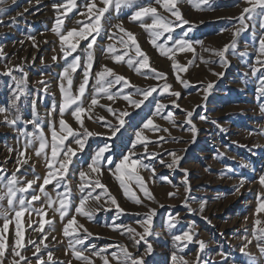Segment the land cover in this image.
I'll use <instances>...</instances> for the list:
<instances>
[{"label": "rangeland", "instance_id": "rangeland-1", "mask_svg": "<svg viewBox=\"0 0 264 264\" xmlns=\"http://www.w3.org/2000/svg\"><path fill=\"white\" fill-rule=\"evenodd\" d=\"M87 2L89 0H77V8L66 15L56 7L62 0H5L0 5V107L8 110L0 114V176L3 177L0 194L6 192L4 184L14 174L17 187H25L27 181H36L28 192L17 193V199L24 196L27 203L32 194L40 197L31 201L37 212L26 210L20 217L23 236L21 246L16 250L27 258L28 264H39L36 255L42 256L46 264H88L76 258L74 250L89 257L91 264H104V256L109 264H118L111 253L118 252L119 246H124L133 256L142 257L144 264H174V255L187 264H264V253L260 251L264 242L254 236L264 227V212L257 213L261 199H264V184L260 183V177L264 176V65L257 63L259 39L264 36V17L252 14L248 19L249 14L243 13L244 8L250 7L246 0H207L199 8L195 6L198 0H176L183 19L189 23L176 27L171 35L173 40H189L195 52L176 51L174 59L162 55L151 43L150 31L141 27L140 21L131 19L139 7L152 6L160 15L175 21V17L155 0H134L131 5H122L118 12L109 8L101 17L99 34L92 33L96 38L92 49L87 48L88 41L80 40L72 54L81 60V68L70 73L73 94H78L79 84L84 79L82 67L88 53L92 54V77L82 102L86 109L93 95H97L99 102L90 112L83 114L82 119L84 128L94 135L87 137L82 150L73 137L65 141V145L76 150L64 178L71 190V206L61 219L60 212L55 211L59 208L57 193H64L65 189L63 185L57 188L53 181L44 186L45 192L56 201L49 207L47 197L39 191L49 171L47 161L43 154L36 155L39 141L29 145V138L22 133L36 131L31 123H27L34 118L41 123L49 141L53 122L59 133V106L63 102L60 86L63 82L67 87V81L62 80L67 65L60 38L53 28L58 17L63 20L62 32L79 31L82 25L77 21L86 26L89 18L84 4ZM95 3L97 7H103L101 0H95ZM259 12L257 8L256 13ZM242 13L245 17L243 24L239 19ZM143 20L151 23L149 17ZM121 27L135 35L139 47L148 57L149 69L137 73L134 70L136 64L128 66L126 61L136 56L135 47L129 45L126 49L121 44V39L128 40ZM157 43H164V38ZM233 43L235 47H232ZM226 45L228 50L224 57L216 55ZM109 46L114 51L109 52ZM172 46L169 41L167 47ZM115 55H124V61L116 62ZM72 56L68 57L69 61ZM174 63L186 67V70L173 67ZM104 66L125 77L135 87H157L159 93L163 84L168 83L171 89L162 95L153 93L139 109L122 97L108 100L104 93L94 91L95 73ZM151 68L164 73L165 77L153 78ZM8 69H12L11 75L7 74ZM121 87L122 84H116L110 91L115 93ZM128 91L134 92L135 88L124 89L125 93ZM171 91L179 92L180 96H171ZM16 96L19 99L13 107ZM132 99L142 97L133 96ZM157 102L167 107L160 115H152ZM106 106H111L117 114L129 113L124 117V127L115 136L104 126L108 122L118 124ZM70 112L71 109L67 110L63 118L74 130L82 133L83 129ZM168 112L172 113V119L164 118ZM186 112H192L191 124L187 123ZM5 115L9 119L19 118L14 126H10L4 122ZM149 117L160 130H143L149 140L147 152L153 156L143 159L149 170L141 168L139 172L152 198L145 197L133 183L132 189L142 201L137 204L124 194L115 176L108 171V165L99 176L88 166L96 152L105 145L109 146L105 157L118 162L132 148L135 132ZM46 151L50 159V147ZM21 152L23 156H20ZM135 152L140 158L146 155L141 144L136 145ZM170 152L182 158L178 166H167L173 159ZM18 158L22 163L17 164ZM153 168L155 174L150 170ZM81 171L88 174V179L99 178L123 212L111 204L101 189H96L93 196L101 194L100 201L90 198L85 204L86 211L94 210L92 218L75 213L74 207L79 205L82 196L79 190L83 182L79 176ZM89 190L86 188L85 192ZM152 209H155L152 222L144 225L142 222ZM40 210L43 214H38ZM5 215L10 219L6 232L3 231ZM73 215L77 221L74 225L76 231L65 236L64 227ZM257 219L261 221L260 225L256 224ZM41 223L43 231L39 230ZM15 225V211L7 198L0 200V235L6 245L3 264H14ZM117 225L122 227H114ZM129 227L137 233H143L148 227V233L136 244L134 239L139 237L130 238L126 231ZM84 229L91 235H87ZM184 232L192 235L191 242L174 240L175 235ZM77 239L83 243L77 244ZM31 241L39 245L38 253ZM200 241L204 244L202 249ZM148 245H151V252L147 251ZM49 252L52 261H47ZM15 260L20 261V258L15 257ZM20 264L24 262L20 261Z\"/></svg>", "mask_w": 264, "mask_h": 264}, {"label": "snow or ice", "instance_id": "snow-or-ice-1", "mask_svg": "<svg viewBox=\"0 0 264 264\" xmlns=\"http://www.w3.org/2000/svg\"><path fill=\"white\" fill-rule=\"evenodd\" d=\"M103 7H97L95 0H89V2L84 4V8L86 9V14L89 18V23L86 26H83L81 21H77V24H81L79 31L76 29L67 30L66 32H62L61 26L63 24V20L61 18H57L56 25L53 28V31L59 36L61 41V48L63 51V58L66 61V67L63 71L62 80L67 81V87L61 83V92L63 94V102L59 106V133L57 131L55 122H53L50 125L51 128V140L49 141L46 137L43 128L41 127V123L38 122L37 119H33L31 121H28L27 123H31L36 131L33 133L23 132L22 135L29 138L28 144H32L33 141H39V147L35 150L36 155L40 156L41 154L44 155L45 160L47 161V167L49 171L47 172V175L43 178V184L40 186L39 191L43 193L47 199H48V205L51 207L53 204L56 203L55 200L52 199L51 196L48 195V193L45 192L44 186L52 183L55 181V185L57 188L61 187V185L64 186V193H57V198L59 201V208L55 209V211L60 212L61 219L65 215H67L69 208L71 206V190L68 187L67 183L65 182V176L68 172L69 165L72 163V157L76 155V150H74L71 146L65 145V141L68 140L69 137H73L74 142L76 145L79 146V149L82 150L84 147V141L87 139V137L94 135V133L88 131L86 128H84V120L82 119V115L86 112H90L92 109V106H95L98 104L97 95H93L91 98V104L86 109L83 106L82 97H84L86 86L89 83L90 77H92L91 69L93 67V58L91 52L88 53L87 61L82 67L83 71V77L84 79L79 84L78 87V94L72 93V77L71 72H75L78 68H81V60L79 56H72L74 52H76V49L79 45L80 40H86L88 41L87 48L92 49L93 45L96 43V38L92 33L99 34L100 29V20L101 17L104 16L106 12L109 11V8H114L117 12L119 11L120 7L122 5L128 6L131 5L134 0H101ZM207 0H198L196 2L195 6L199 8L201 3H206ZM246 2L250 5V7H246L243 9V13H248V19L252 18V14H256L259 16L264 17V0H246ZM5 3V0H0V5ZM155 3L158 5H161L162 8L171 14V16L175 17V21L169 19L167 16H162L158 13V9L156 7L152 6H141L137 10H135L132 14L131 19L133 21H140L141 27L145 28L146 30L150 31V35L152 37L151 43L157 47L160 50V53L169 59H174V54L176 51H189V52H195V49L192 46V43L189 40L186 39H176L173 40V36L171 33L175 30L176 27H179L183 24H188L189 22L185 19H183L177 4L176 0H155ZM57 10H63V14H67L71 12L74 8H77V0H62V3L56 6ZM260 9L259 13H256V9ZM2 11V9H0ZM239 17L241 24L244 23V15ZM80 15H85V13H78ZM92 17H95L94 20H92ZM149 17L151 19V23H145L143 18ZM178 22V23H177ZM122 32H125L128 40L125 41L121 39V44L125 46L127 49L129 45H132L135 47V57L129 58L126 63L129 67H132L134 64L137 66L135 67V71L137 73L141 72V69H149V60L147 55L141 50L139 47L135 35L131 32H128L124 28H120ZM190 30V29H189ZM167 35L165 36V34ZM186 35V33H185ZM91 36V39L89 37ZM164 38V43L158 44L157 41H159L161 38ZM73 38H75V42H73ZM34 39V38H33ZM172 42V47H167L168 42ZM202 43V42H201ZM66 45V48H65ZM232 47H235V44L233 43ZM228 50V46L226 45L223 50L217 51L216 55L220 56L221 58L224 57L225 52ZM109 52L114 51L111 46L108 48ZM124 55H127V52H125ZM124 55H115L114 60L116 62L124 61ZM72 56V59L69 61L68 57ZM264 36H262L259 39V48H258V56H257V63L264 65ZM55 60L56 57H53ZM173 67H176L178 69L183 68V70H186V67L180 66L176 63L173 64ZM259 69H254V71H258ZM151 73L153 74V78L160 79L164 78L165 74L162 72H157L155 68L150 69ZM12 69H8L7 74L11 75ZM108 77H113V79H108ZM95 87L94 91L96 94L104 93L106 98L108 100H114L117 97H122L124 100L128 101L130 105H132L134 108H141V105L145 104V101L149 100V97L153 96V93H157V87H149V88H138L135 87V85H132L130 81H128L125 77L116 75L112 69L108 68L107 66H104L100 71L95 73ZM177 79H179V76H177ZM264 83V81H262ZM116 84H122V87L119 91L112 93L110 89L116 85ZM209 88L212 87L211 84L208 85ZM135 88V91H128L127 93L124 92V89H132ZM171 89V85L168 83H164L162 89L160 90L158 95H162L163 93H168ZM170 95L173 97L178 98L180 96L179 92L171 91ZM133 96H141L142 99H132ZM19 99V96H16L13 100V107H15L16 100ZM153 99H155L153 97ZM175 104V101H173ZM75 106V107H73ZM179 107V105H176ZM102 107H105L102 105ZM107 111L109 113H112L117 121L118 124L113 125L110 122L106 123L104 126L109 128L111 130V135L115 136L121 128L125 125L124 117L129 115L127 111H122L119 114H117L116 110H114L111 106H106ZM166 105L156 103L155 104V112L152 115H160L162 110L166 108ZM71 109L70 115L74 117L75 121L79 124L80 128L83 129V132L74 130L63 118L64 114L67 110ZM55 106L53 107V111H55ZM8 110L0 107V114L7 113ZM186 116L189 118L187 120V123L191 124L190 117L192 116V112H186ZM19 117H13L9 119L8 115L4 116V122L10 126H14L16 124V121ZM91 117H89L90 119ZM166 119H172V113L168 112L167 115L164 117ZM101 120L104 118L101 117ZM201 119H204V117H201ZM174 122V121H173ZM148 129L150 131H159L160 129L154 125L153 119L151 117L146 118V121L143 122V126L139 131L135 132V141L132 143V148L129 150V152L126 155H123L122 158L119 159L118 162H114L111 158L105 157V152L109 150V146L105 145L104 147H101L95 154L94 158H92L91 163L89 164V169L91 172L96 173L98 176L102 174L104 170V166L108 165V171H110L116 178V180L119 182V186L123 189V192L126 196H128L130 199H132L135 203L140 204L142 201L137 196L136 192L132 189V184L138 186L139 190L143 192L145 197L151 199V194L149 193L146 182L144 178L140 175L139 169H145L149 170V165L143 163V159H147L150 156H153L152 153L147 152L148 147V137L143 135V130ZM194 130V126H193ZM164 131H167V129H164ZM163 139V138H160ZM137 144H141L144 147V151L146 155L143 158L137 157V154L135 152V148ZM50 147V159H49V153L46 151ZM61 153L63 155L61 156ZM24 153L21 152L20 156H23ZM169 155L173 157L172 162L169 163L168 167H174L178 166L181 157H179L175 152H170ZM136 157V158H134ZM26 162V161H23ZM163 162V161H161ZM22 163V161L18 158L17 164ZM153 174H155V169H150ZM81 181H83L79 185V190L82 194L79 205L74 207V211L77 214H81L83 216L88 217L89 219L92 218V213L94 210L89 209L85 210V204L86 202L91 198L95 199L96 201H100L101 194H97L93 196V193L96 192V189H101L102 194H106L108 196V199L111 201L112 205H115L117 209L120 212H123V209L120 208L119 204L117 203L114 196H112L106 186L101 183L100 179L97 178L95 180L88 179V174L81 171L79 173ZM39 179V177H37ZM3 181V177L0 176V182ZM36 181H27L25 187H17V178L13 174V176L7 180V182L4 184V187L6 189V192L3 194H0V200H4L7 198L8 204L10 207L13 208L15 211L16 216V225H15V244L12 249V256L14 264H20V261H23L24 264H28L27 258L21 255L20 251H17L16 249L20 248L21 246V240H22V232L20 230V217L24 214L26 210H31L32 212H37V209L32 207L31 201L39 200L40 197L38 195L32 194L31 200L26 203V198L24 196H21L17 199V193H26L28 192V189L32 187V185ZM260 183L264 184V176L260 177ZM90 189L89 191L85 192V189ZM170 196L173 194H169ZM202 210V209H201ZM264 212V199H261V202L257 208V213ZM38 214H43V210H40ZM155 215V209L151 210V213L147 216V219L144 220L142 223L144 225H150L152 222V216ZM170 218V224H171ZM5 223L3 225V231L8 230V224L10 223L9 217L6 215L4 216ZM77 224L75 215L71 216L66 226L64 227V235L69 236L72 235L73 232L76 231V228H74V225ZM256 224L260 225L261 221L259 219L256 220ZM174 226V225H172ZM80 228H83V225H79ZM116 228H120L122 226H114ZM36 230V229H34ZM39 230L43 231V223L39 225ZM71 230V231H70ZM126 231L128 232L130 238H133L135 236H138L139 239H134V243L139 244L141 240H144L145 234L148 233V227L144 228L143 233H137L135 229L127 228ZM84 232L87 233V235H91V233L87 232V229H84ZM123 234V233H121ZM255 238L258 241L264 242V227H261L258 232L254 234ZM193 239L192 235L189 234V232H184L182 235H175L174 240L175 241H188L191 242ZM146 242V241H145ZM36 249L37 253L39 252V245H37L34 241H31ZM77 244H82L83 240L77 239ZM201 249L204 247V244L202 241L199 242ZM186 247V245H184ZM5 242L2 235H0V264H3V257L5 254ZM148 252H151V245H148ZM260 251L264 253V246L260 247ZM96 255H99L100 253H95ZM74 255L78 259H82L84 261H87L88 264H91V261L89 260V257L82 255L81 251H75ZM112 257L117 259L118 264H144L143 258L139 256H133L130 252L127 251V249L124 246H119L118 252H112ZM15 257H19L20 261H16ZM104 260V264H109L107 256L102 257ZM36 259L39 262V264H46L43 257L40 255H36ZM174 264H176L177 261H179V264H187V262L183 261L182 258H178L177 256L172 257ZM53 256L51 252L47 254V261H52Z\"/></svg>", "mask_w": 264, "mask_h": 264}]
</instances>
